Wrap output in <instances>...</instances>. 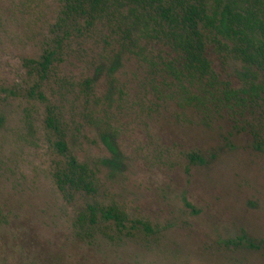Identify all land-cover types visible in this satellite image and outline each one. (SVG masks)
Listing matches in <instances>:
<instances>
[{
	"label": "rangeland",
	"instance_id": "1",
	"mask_svg": "<svg viewBox=\"0 0 264 264\" xmlns=\"http://www.w3.org/2000/svg\"><path fill=\"white\" fill-rule=\"evenodd\" d=\"M17 1L0 0V11ZM5 18L0 87L18 81L21 59L39 52L23 38L25 28ZM82 43L66 54L59 76L77 86L93 79V93L84 99L73 86L52 97L66 118L70 151L95 172L100 202L154 233L75 240L78 207L55 189L46 145L21 125L24 103L0 102V264H264V152L254 148L257 138L264 142V105L190 106L171 81L164 85L132 57L109 79L101 39ZM212 61L220 80L243 87L238 66ZM241 236L253 247L227 244Z\"/></svg>",
	"mask_w": 264,
	"mask_h": 264
},
{
	"label": "trees",
	"instance_id": "2",
	"mask_svg": "<svg viewBox=\"0 0 264 264\" xmlns=\"http://www.w3.org/2000/svg\"><path fill=\"white\" fill-rule=\"evenodd\" d=\"M3 18L19 22L25 28L23 38H33L29 41L39 52L21 59L18 81L0 87V102L24 103L20 123L29 136L39 135L37 140L50 151L51 181L66 204L78 207L73 236L88 245L98 235L109 240L115 235L148 237L154 229L100 202L95 172L70 151L67 121L52 97L75 86L87 99L94 85L93 79L77 86L59 76L67 53L99 38L106 47L100 65L106 68L111 62L109 79L122 58L132 57L164 85L171 81L190 106L212 101L218 109L243 111L264 105V0H18L0 11V21ZM212 57L222 67L238 66L243 87L234 89L220 80ZM3 121L0 117V126ZM102 141L116 158L109 137L102 136ZM254 148L264 152V142L257 138ZM189 159L202 162L197 155ZM227 244L253 247L243 236Z\"/></svg>",
	"mask_w": 264,
	"mask_h": 264
}]
</instances>
